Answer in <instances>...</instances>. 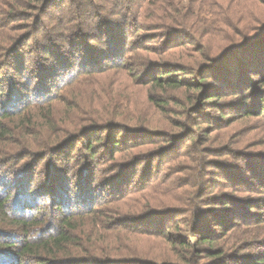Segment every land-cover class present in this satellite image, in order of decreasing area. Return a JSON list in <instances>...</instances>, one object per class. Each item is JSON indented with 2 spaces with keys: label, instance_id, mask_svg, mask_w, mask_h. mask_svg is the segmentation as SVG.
<instances>
[{
  "label": "trees",
  "instance_id": "obj_1",
  "mask_svg": "<svg viewBox=\"0 0 264 264\" xmlns=\"http://www.w3.org/2000/svg\"><path fill=\"white\" fill-rule=\"evenodd\" d=\"M263 40L264 0H0V74L13 71L0 81V264H264L259 201L209 196L221 205L202 218L198 191L185 229L175 207L134 210L161 184L149 162L172 136L163 125L152 136L148 117L131 125L119 85L132 76L149 85L162 113L156 91L167 87L206 96L198 107L192 94L190 108L217 107L238 91L247 104L255 82L264 84V50L242 69H218ZM150 143L156 150L143 152ZM262 165L264 157L222 172L243 184L246 173L263 177ZM256 219L260 234L248 241L256 249L241 263L219 229ZM136 236L166 239L176 260L132 247Z\"/></svg>",
  "mask_w": 264,
  "mask_h": 264
},
{
  "label": "rangeland",
  "instance_id": "obj_2",
  "mask_svg": "<svg viewBox=\"0 0 264 264\" xmlns=\"http://www.w3.org/2000/svg\"><path fill=\"white\" fill-rule=\"evenodd\" d=\"M114 17L119 18L118 15ZM146 44L155 48L161 47L160 43H156L151 39ZM193 50L191 49L192 52L188 54H194ZM263 50L264 40L263 43L260 42L251 48H247L245 58L238 54L234 55L218 70H228L229 72L237 70L239 67L242 69V66H245L247 57L257 55ZM189 69L191 70V66H189ZM2 73L4 74L2 75ZM2 73L0 74V81H3L6 73L8 78L13 75V71L8 67H5ZM19 77L24 80L21 76ZM133 77L129 79L119 78L121 81L119 84L121 86L120 96L123 97L122 99L126 104H130V107L127 104V108L131 116L127 121L136 126L140 125L137 121L146 120V117H148L147 123L149 128H152L149 129L152 136L159 132L154 127L162 125L172 136L170 145L164 146L165 149L170 148L167 151L160 149V151L154 152L156 160L149 162L155 166L153 178H160L161 184L146 189L144 193L140 194L144 196V200L136 204L135 211H140V205L144 206L145 212L162 211L164 208L175 207L176 211H179L175 212V215L180 217V228L185 229L188 226V218L191 219L192 216L191 212L187 210H190L191 205L195 202L198 191L204 199L203 203L207 204L200 213L202 218L208 216L210 209L221 205V200L213 203L211 198H206L209 196L229 195L230 197H237L241 201L251 199L254 203L259 201L261 207H264V176L261 177L262 174L254 178L252 173H246L244 179L249 182L239 184L243 180H229L222 172L223 167H228L231 171H225L227 174L228 172L235 173L236 170H240L239 165H246L249 161L257 163L259 159L264 157V113L261 110V106H264V102L261 101V99H264V84L261 85L257 81L255 82L254 87L255 89L257 87V90H254V87L251 88L249 92L254 94L247 104L240 98L241 93L244 91H238L225 93L220 104L216 105L217 107L208 105L196 109L194 107L190 108L192 106L190 102L193 98L192 94L196 95H194L196 97L195 103L198 107L201 103L200 100L206 96H201L184 86L178 90L167 87L161 89V91H156L166 101V106H163L165 113H162L155 109L148 100L147 95L151 90L149 85L139 84L140 81H135ZM131 80L134 81V84H131ZM185 80L193 81V78L187 77ZM256 84L257 86H255ZM251 85L253 86V83L247 84L245 90L250 88ZM126 86H128L127 91H124ZM99 104H104L103 100ZM127 108L123 109L126 110ZM179 120L184 122L182 127L178 126ZM80 144L78 142L77 146H80ZM144 147L143 152L147 149L156 150L157 148L153 143L145 144ZM262 167L264 166L262 165L259 168L264 172ZM140 169H143V167H140ZM146 180H148V177L141 181ZM258 208V206L254 207L252 211L256 212ZM161 220V216H155L156 223ZM254 222L249 226L243 225L229 231L219 229L220 235H222L218 239L219 243L228 248L229 252L241 253L242 260H239L241 263L250 258V254L256 249L255 244L248 246V241L251 239L253 242L261 231L260 221L256 219ZM190 240H193V237ZM129 243L132 247H136L143 252H149L151 255L164 256L165 253H171L173 259L176 260L177 258V256H175L176 258L173 257L170 250H167V246L170 247V242L163 238L136 236L135 238L130 237ZM170 259H167V261H170ZM226 261L227 264L233 262L232 259H226ZM235 263L237 261L233 264Z\"/></svg>",
  "mask_w": 264,
  "mask_h": 264
}]
</instances>
